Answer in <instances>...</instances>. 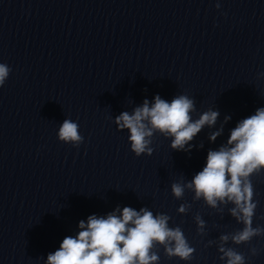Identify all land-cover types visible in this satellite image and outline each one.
I'll use <instances>...</instances> for the list:
<instances>
[{"label": "clouds", "instance_id": "1", "mask_svg": "<svg viewBox=\"0 0 264 264\" xmlns=\"http://www.w3.org/2000/svg\"><path fill=\"white\" fill-rule=\"evenodd\" d=\"M216 7L220 8L219 0ZM11 69L0 63V87H3ZM264 76V73H260ZM196 111L195 101L186 94L176 95L170 102L155 95L153 102L145 99L131 112L123 111L116 116L114 123L118 130L127 129L131 151L137 156H151L152 138L159 133L171 139L170 147L175 151L190 152L191 142L201 130L216 125L220 116L218 110L208 109L193 119ZM230 117H225V123ZM224 130L223 124L209 134L208 139L215 142ZM58 139L64 143L79 146L84 137L79 132L78 123L64 119L58 130ZM200 147H203L201 143ZM264 172V107L241 119L225 144L207 152L206 164L191 180L171 184V192L176 199H182L185 191L193 195L194 201L204 204L218 213H228L242 228L222 233L218 241L210 240L208 245L216 244L219 259L225 264H245V256L232 244H247L254 237L264 235V227H253L257 201L252 177ZM191 204L184 203L177 209L179 214H187ZM171 217L156 213L148 207L139 211L132 207L118 206L106 216L90 215L78 223L75 235L65 236L59 248L47 255L45 264H159L157 249L162 247L171 259L190 261L195 249L190 245L180 226L170 227ZM197 234L206 235V222L200 214L194 217ZM257 255V249H251Z\"/></svg>", "mask_w": 264, "mask_h": 264}]
</instances>
